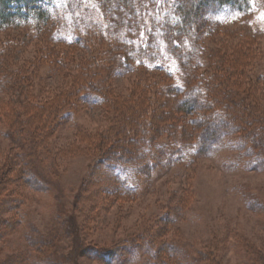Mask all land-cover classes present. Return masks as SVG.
<instances>
[{"label":"rangeland","instance_id":"1","mask_svg":"<svg viewBox=\"0 0 264 264\" xmlns=\"http://www.w3.org/2000/svg\"><path fill=\"white\" fill-rule=\"evenodd\" d=\"M34 1L13 11V25L0 31V264H176L203 250L216 264H264V167L249 141L233 133L196 157L161 164L153 158L157 148L167 157L179 124L190 128L186 120H198V111H174L178 95L163 92L171 81L162 74L107 71L116 68L109 56L116 40L97 0ZM255 2L246 16L235 10L214 15L224 25L216 30L220 41L206 44L262 76L264 1ZM168 4L146 0L139 39ZM40 6L58 21L53 32L61 28V38L81 42L31 38L33 10ZM245 25L259 32L251 43ZM259 80H251L254 89L246 93L252 115L263 123L264 76ZM73 89L78 97L69 101ZM99 94L105 104L92 99ZM135 112L146 125L133 133L131 159L106 160L119 129L132 135ZM170 123L177 127L167 128ZM153 135L150 144L142 141Z\"/></svg>","mask_w":264,"mask_h":264},{"label":"trees","instance_id":"2","mask_svg":"<svg viewBox=\"0 0 264 264\" xmlns=\"http://www.w3.org/2000/svg\"><path fill=\"white\" fill-rule=\"evenodd\" d=\"M97 1L108 14L110 24L108 28L113 30L111 38L116 40V45L112 46L109 55L117 59L116 68L105 65L108 67L107 71L110 70L114 75H122L144 69L151 73L162 74L171 81L162 87L163 92L173 95L175 93L176 97L178 95V99L172 100L175 102L173 103L174 111L184 115H189L193 110L198 111V120L185 119L190 122V128L185 126V122L184 125L179 124L177 132L179 140L175 139L170 143L168 156L162 155L164 147H159L153 154L154 159L159 157L158 159L162 161L161 164L170 165L176 163L178 159L187 157L188 154L191 157H196L198 154L209 151L224 136L240 133V140L242 142L249 141L252 145L249 151L255 152L260 159L259 165L264 167V122H260L253 116L252 101H248L246 93L252 90L251 88L254 89L251 80L259 83V79H262L264 74L261 73L262 76H260L256 75L257 73H254L253 70H251L253 73L245 71L244 66L237 62V58L231 61V58L228 59L227 52L220 51L217 47L208 48L206 44L210 39L217 40L216 30L224 26L222 22L214 18V15L231 10H235L233 12L241 17L252 14L255 11L256 0H168L169 9L148 20L147 30L141 39H139L138 32L146 14V0ZM33 4L35 5L34 0H0V31L13 25L15 15L13 11L19 13L22 6L29 7ZM33 12L36 19L33 26L34 29L36 28V34H32L31 38L42 37L47 41L50 36L51 43L70 46L81 42L80 37L73 36L68 40L61 38V28L53 32L52 25L57 26L58 21L53 20L48 6L36 7ZM249 26H243V33L244 39L248 40L246 42L251 43L254 38H258L259 32ZM234 51L236 52V49ZM203 54L204 57H202ZM171 61L179 70L176 76L180 77V81L175 78V72L170 65ZM234 69L236 71L232 73ZM251 76L255 79H252ZM230 77L231 86L228 85ZM77 83L78 80L75 79V84L79 85ZM242 84H245L246 90L238 87ZM81 89L83 92V88L80 86L79 90ZM79 90L69 91V94L65 96L66 99L69 101L77 99ZM141 92H143L142 89ZM181 94L182 96L179 97ZM102 98L100 94L92 97L95 103L100 100L101 105L105 104L104 98ZM212 107L215 109L214 111H211ZM68 110L71 113V109ZM131 115L135 126L132 129V135L124 136L121 133L125 131L121 132L123 129L121 131L119 129L118 135L114 136L112 142L108 143V148L106 147L104 152L106 160L125 159L126 161V159H131L130 155L134 152L131 146L138 141V137H135L133 133L138 129L137 127L143 129L146 125L143 118L137 119L140 117L138 112ZM52 116L54 115L52 114ZM154 116L151 118V124L152 128L157 129ZM199 120L202 122L198 123L201 125L200 129H197L195 123ZM179 121L182 122V118ZM174 126L177 127V124L170 123L167 128L172 129ZM154 139V135L149 138L142 137V141L147 144H150ZM141 155L134 156L135 161L139 160ZM109 191L116 192L117 190ZM196 254L197 258L182 256L176 261V264H216L212 253L208 250ZM206 258L208 259L206 260ZM48 264L54 263L50 261Z\"/></svg>","mask_w":264,"mask_h":264}]
</instances>
